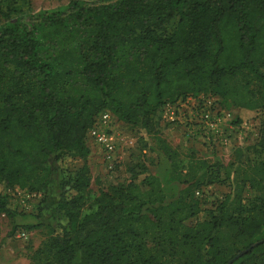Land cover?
Returning a JSON list of instances; mask_svg holds the SVG:
<instances>
[{
	"label": "trees",
	"instance_id": "16d2710c",
	"mask_svg": "<svg viewBox=\"0 0 264 264\" xmlns=\"http://www.w3.org/2000/svg\"><path fill=\"white\" fill-rule=\"evenodd\" d=\"M1 19L0 215L27 221L23 231L52 228L43 264H228L250 247L231 264H264V236L226 258L219 250L223 229L242 237L258 226L264 194L245 205L236 192L209 220L185 225L197 202L183 217L184 208L138 204L133 183L88 198L87 163V133L103 112L150 135L163 107L189 96L264 111V0H70L51 12L0 0ZM249 119L240 113L232 125ZM261 140L256 170L264 178ZM207 174L213 183L218 169ZM55 175L56 201L48 195ZM16 187L40 195L34 215L9 207L5 190ZM88 200L94 209L83 214Z\"/></svg>",
	"mask_w": 264,
	"mask_h": 264
},
{
	"label": "rangeland",
	"instance_id": "374dc122",
	"mask_svg": "<svg viewBox=\"0 0 264 264\" xmlns=\"http://www.w3.org/2000/svg\"><path fill=\"white\" fill-rule=\"evenodd\" d=\"M24 1L32 12H51L66 6L70 0ZM5 26L7 23L1 19L0 30ZM175 26L176 19L167 27V32H172ZM66 59L73 68L76 66L73 56H67ZM199 96L211 97L225 112L230 113L231 117L220 126L218 134H230L228 127L240 113L244 118H251L247 120L250 125L246 135L240 138L241 146H236L235 143L238 140L234 134L229 138L231 146H223L218 142L212 144L211 136L207 140L200 138L199 133L189 136L180 126L162 123L160 115L156 130L150 135H146L138 128L118 123L119 132L126 135L131 146L120 148L119 163L113 167L106 165L98 147L87 140L89 155H91L89 161L87 158V163L92 175L89 188L91 193L88 198L96 197L100 192L108 191L110 187L133 183L135 187L131 189V193L138 204L142 202L148 206H167L166 211L169 213L179 212L181 208H184L181 213L183 217L186 215L185 208L197 202L199 212L195 217L185 221V225H190L209 220L212 213H217L218 205L227 196L233 197L236 192L242 197L245 205L248 201H253L255 197L263 195L264 178L256 169L259 167L260 160L263 159V153L259 148L264 135V111L228 109L221 106L222 103L220 104L221 100L218 97ZM144 145H146L145 148ZM80 163L78 159L71 161L66 166L65 174H71ZM140 165L146 167L145 173L140 174V168H138ZM210 167L218 169V178L213 183H208L207 170ZM133 168L136 173H139L136 177L131 175L130 169ZM60 178L59 175H55L48 190V195L54 201L59 194ZM16 189H18L17 192L9 194V207L23 215H34L39 198L28 199L29 192L26 189L18 187ZM92 209H94V203L88 200L82 208V213H89ZM253 219L258 226L248 229L242 237L236 228L221 231L219 250L225 258L226 255L229 256L235 250H240L264 236V209L254 214ZM25 223L27 221L21 218L10 219L0 215V264H43L50 256L45 246L53 235L52 228L43 226L28 232L21 228V225ZM21 233L25 236L20 237ZM148 245L152 247L151 243Z\"/></svg>",
	"mask_w": 264,
	"mask_h": 264
},
{
	"label": "built area",
	"instance_id": "2783aa9c",
	"mask_svg": "<svg viewBox=\"0 0 264 264\" xmlns=\"http://www.w3.org/2000/svg\"><path fill=\"white\" fill-rule=\"evenodd\" d=\"M160 116L162 123L180 126L189 136L199 133L200 138L207 140L211 136L213 138L212 144L218 142L223 146L232 145L229 138L233 134L238 140L235 143L236 146H241L242 140L240 138L246 133L250 125L248 122L240 125L230 123L228 127L230 134H218L220 126L228 121L231 115L225 112L211 97L203 96L197 98L189 96L184 100L177 101L175 104H166ZM117 125L118 123L111 113L103 112L97 116L93 126L87 133L88 140L101 151L103 161L108 167H113L116 163H119L118 152L121 147L131 146L126 135L119 132ZM17 190L16 188L7 189L5 193L9 196ZM39 197V194H27L28 199ZM24 236V233L20 234V237Z\"/></svg>",
	"mask_w": 264,
	"mask_h": 264
},
{
	"label": "water",
	"instance_id": "95a60500",
	"mask_svg": "<svg viewBox=\"0 0 264 264\" xmlns=\"http://www.w3.org/2000/svg\"><path fill=\"white\" fill-rule=\"evenodd\" d=\"M254 245H255V244H254ZM250 248H251V247H250ZM250 248H249V249H246V250L242 251L241 253H239L238 255H236V256L234 257V259H232L231 261L228 262V264H231L233 260H236V259L239 258L241 255L247 253V251L250 250Z\"/></svg>",
	"mask_w": 264,
	"mask_h": 264
},
{
	"label": "crops",
	"instance_id": "0c3cea01",
	"mask_svg": "<svg viewBox=\"0 0 264 264\" xmlns=\"http://www.w3.org/2000/svg\"><path fill=\"white\" fill-rule=\"evenodd\" d=\"M91 157V155L88 156V161H89V158Z\"/></svg>",
	"mask_w": 264,
	"mask_h": 264
}]
</instances>
